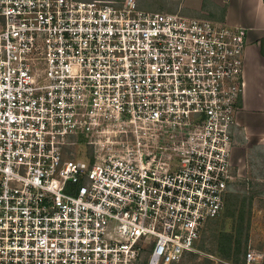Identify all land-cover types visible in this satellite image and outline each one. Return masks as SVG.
Segmentation results:
<instances>
[{
	"label": "built area",
	"instance_id": "2783aa9c",
	"mask_svg": "<svg viewBox=\"0 0 264 264\" xmlns=\"http://www.w3.org/2000/svg\"><path fill=\"white\" fill-rule=\"evenodd\" d=\"M247 42L137 0H0V264L196 252L241 177Z\"/></svg>",
	"mask_w": 264,
	"mask_h": 264
},
{
	"label": "crops",
	"instance_id": "0c3cea01",
	"mask_svg": "<svg viewBox=\"0 0 264 264\" xmlns=\"http://www.w3.org/2000/svg\"><path fill=\"white\" fill-rule=\"evenodd\" d=\"M209 1L215 8H206L203 2L191 6L190 0H185V7L191 14L199 12L216 21L242 26L248 32L245 90L233 136V162L245 180L253 165L264 167V0ZM259 171L264 180V168Z\"/></svg>",
	"mask_w": 264,
	"mask_h": 264
},
{
	"label": "rangeland",
	"instance_id": "374dc122",
	"mask_svg": "<svg viewBox=\"0 0 264 264\" xmlns=\"http://www.w3.org/2000/svg\"><path fill=\"white\" fill-rule=\"evenodd\" d=\"M137 2L142 9L149 11L180 12L186 16L202 15H199V12L191 14V10L185 7V0H137ZM199 2H203L206 8H215L209 0H190V5L194 6ZM263 168L261 166L259 169ZM259 169L253 165L252 171L248 173L249 178L243 180L244 178L239 177L236 180L226 197L224 209L202 229L197 251L186 253L174 264H247L246 253L249 249H255L263 254L260 262L252 264H264V180ZM240 207L245 210L244 226L248 228L243 237L248 233L247 243L242 240L240 252L236 251L234 244L232 256L227 257L221 252L225 242L224 234L232 232L236 235ZM237 257L240 259L238 262ZM140 264H145V261H141Z\"/></svg>",
	"mask_w": 264,
	"mask_h": 264
},
{
	"label": "trees",
	"instance_id": "16d2710c",
	"mask_svg": "<svg viewBox=\"0 0 264 264\" xmlns=\"http://www.w3.org/2000/svg\"><path fill=\"white\" fill-rule=\"evenodd\" d=\"M139 4V3H138ZM245 210L243 207H240L239 209V215H238V219H239V224L236 227V235H234L232 232H228L226 234H224L225 237V242L223 243V246L221 247V252L223 254H225L227 257H231L232 256V250L234 248V244H236V251L240 252V248L243 245L242 240H244L247 243V239H248V233H246L245 237V230L248 228L244 226V215H245ZM240 259L237 257L236 261L238 262ZM175 263V262H174ZM171 263V264H174ZM146 264V262H145Z\"/></svg>",
	"mask_w": 264,
	"mask_h": 264
}]
</instances>
